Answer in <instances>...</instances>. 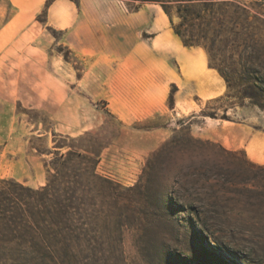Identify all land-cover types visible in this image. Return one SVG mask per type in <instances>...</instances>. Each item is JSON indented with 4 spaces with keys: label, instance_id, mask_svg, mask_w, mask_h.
Returning <instances> with one entry per match:
<instances>
[{
    "label": "rangeland",
    "instance_id": "374dc122",
    "mask_svg": "<svg viewBox=\"0 0 264 264\" xmlns=\"http://www.w3.org/2000/svg\"><path fill=\"white\" fill-rule=\"evenodd\" d=\"M54 1L0 0V179L39 187L55 152H96L97 173L118 184L117 195L97 194L75 215V264H264V167L205 136L210 114L229 119L244 106L264 109V1L234 0L246 6V22L232 12L214 52L195 46L204 61L193 58L190 67L207 65L224 85L208 99L191 82L177 94L170 80L178 64L163 47H149V18L167 16L157 2ZM136 5L141 99L119 100L118 61L85 42L76 49L70 30L85 34L87 20L109 27ZM171 6L166 27L174 34Z\"/></svg>",
    "mask_w": 264,
    "mask_h": 264
},
{
    "label": "trees",
    "instance_id": "16d2710c",
    "mask_svg": "<svg viewBox=\"0 0 264 264\" xmlns=\"http://www.w3.org/2000/svg\"><path fill=\"white\" fill-rule=\"evenodd\" d=\"M139 1L157 2L170 22L174 2L179 18L172 26L174 34L185 47L202 46L209 54L216 50L217 32L224 30V23L233 19L232 12H239L244 22L248 18L246 6L234 0ZM139 8L136 5L133 11ZM216 8L220 9L219 14ZM199 24H204L205 30L197 36L185 33V26ZM219 73L227 80L220 70ZM209 117L216 118L214 114ZM221 118L228 119L225 115ZM98 160L94 151H76L67 146L66 151L55 152L47 162L45 183L39 187L13 178L0 179V264L76 263L75 215H83L89 204L95 203L97 194L105 197L104 192L111 198L117 195L118 184L97 173ZM249 163L260 169L264 167V164Z\"/></svg>",
    "mask_w": 264,
    "mask_h": 264
},
{
    "label": "crops",
    "instance_id": "0c3cea01",
    "mask_svg": "<svg viewBox=\"0 0 264 264\" xmlns=\"http://www.w3.org/2000/svg\"><path fill=\"white\" fill-rule=\"evenodd\" d=\"M56 1L53 3L55 4ZM90 1L92 4H99L103 0ZM140 9L141 7L133 13H128L126 18L120 16L109 20L112 22L109 27H105L101 22L87 20L85 34L77 28L70 30V35L74 34L76 38L74 45L76 49H79L80 42H85L93 52L101 51L108 58L107 60L118 61L119 65L114 75L117 77V84L124 90L123 96L119 97V100L140 101L141 99L138 77L140 70L137 67L141 46L137 34L142 28L139 16L136 15ZM98 14L105 18L108 17V13L98 12ZM149 20L151 23L145 27L150 33L149 47L157 52H161L164 48L170 52L178 64V77L170 80L176 84L177 94L183 93L190 82L195 95L201 99L216 97L224 93L220 75L215 73L212 68L204 64L199 70H193L190 67V61L193 58H200L204 61L202 52L196 47H185L180 39L169 31L166 27V22H169L167 16L157 22L156 17L151 15ZM81 35L89 36L91 40L84 41ZM158 43L159 45H157ZM160 43L164 45L161 46ZM125 62L128 67H125ZM130 62H132V67L129 65ZM103 69L108 73L109 67H103ZM114 75L112 74L111 79ZM187 100L186 97L185 101ZM174 109L176 108H172V110ZM234 113L236 116L229 119L213 118L212 131L207 132L205 136L210 137L227 150L242 152L250 162L264 164V109L244 106L239 110H234Z\"/></svg>",
    "mask_w": 264,
    "mask_h": 264
}]
</instances>
